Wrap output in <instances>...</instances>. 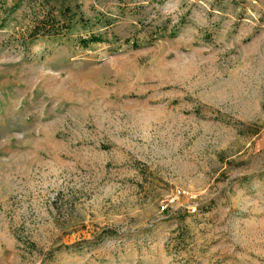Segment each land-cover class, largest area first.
<instances>
[{
	"label": "rangeland",
	"instance_id": "obj_1",
	"mask_svg": "<svg viewBox=\"0 0 264 264\" xmlns=\"http://www.w3.org/2000/svg\"><path fill=\"white\" fill-rule=\"evenodd\" d=\"M0 264H264V0H0Z\"/></svg>",
	"mask_w": 264,
	"mask_h": 264
},
{
	"label": "trees",
	"instance_id": "obj_2",
	"mask_svg": "<svg viewBox=\"0 0 264 264\" xmlns=\"http://www.w3.org/2000/svg\"><path fill=\"white\" fill-rule=\"evenodd\" d=\"M101 38V35L99 34H89L88 37L81 38V41L86 43L88 40H99Z\"/></svg>",
	"mask_w": 264,
	"mask_h": 264
}]
</instances>
